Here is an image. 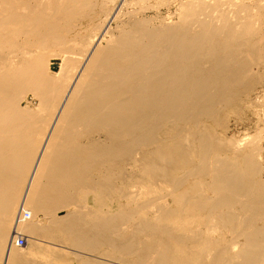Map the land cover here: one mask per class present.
I'll return each mask as SVG.
<instances>
[{
    "label": "bare ground",
    "instance_id": "1",
    "mask_svg": "<svg viewBox=\"0 0 264 264\" xmlns=\"http://www.w3.org/2000/svg\"><path fill=\"white\" fill-rule=\"evenodd\" d=\"M217 1L113 31L123 0H0V264H264L261 148L207 131L264 87V18Z\"/></svg>",
    "mask_w": 264,
    "mask_h": 264
},
{
    "label": "rangeland",
    "instance_id": "2",
    "mask_svg": "<svg viewBox=\"0 0 264 264\" xmlns=\"http://www.w3.org/2000/svg\"><path fill=\"white\" fill-rule=\"evenodd\" d=\"M94 0L96 3L94 9L91 7V10H88L89 12L92 11L91 13L87 14V10L82 12V15H87L83 17H78L74 22L72 20L71 26H75L76 29L79 28H90L94 27L100 20L103 18L101 16L104 15L103 10L105 9H110L114 3H116V0H113V2L110 0ZM191 1V2H190ZM212 1V0H210ZM218 2L217 0H215ZM237 2L243 1L245 5L247 6V12H250L249 17H254L257 18L258 16L260 18H264V1L263 0H234ZM103 2L105 3V6L111 4V6L106 8L101 7L102 4H99ZM112 2V3H110ZM122 2H119L121 5L120 6V15L110 23V28L112 30L116 29L115 26H122L125 25L129 20L134 19H146L148 20V24L151 26H161L164 24L168 23H173L178 20V15L180 8L184 5L190 4L192 5V2H195V0H123ZM98 3V4H97ZM109 3V4H108ZM222 3V2H218ZM100 6V7H98ZM104 6V7H105ZM123 6V7H122ZM100 8V9H99ZM221 8H225V5L223 4ZM248 8L252 11H248ZM94 10V11H93ZM258 10V11H257ZM100 11V12H99ZM102 11V12H101ZM125 12V13H124ZM259 12V13H258ZM98 15H97V14ZM252 13V15H251ZM257 13V14H256ZM129 14V15H128ZM132 14V15H131ZM81 15V16H82ZM92 15V16H91ZM255 15V16H254ZM97 16V17H96ZM126 16V17H124ZM130 16V17H128ZM89 17V18H88ZM250 17V18H251ZM87 18V19H86ZM259 18V21L261 20ZM122 19V20H121ZM128 19V20H127ZM78 20V21H77ZM88 20V21H87ZM98 20V21H97ZM127 20V21H126ZM124 23H123V22ZM126 21V22H125ZM83 22V23H82ZM88 22V23H87ZM120 22V23H118ZM257 22V20H256ZM116 23V24H115ZM122 23V24H121ZM87 24V26H86ZM92 24V26L90 25ZM95 24V25H94ZM159 24V25H158ZM252 24H254L252 22ZM259 24V23H258ZM84 25V26H82ZM94 25V26H93ZM257 26L256 24H254ZM264 25V24H263ZM261 25V26H263ZM74 27V28H75ZM113 30V31H114ZM101 45H104L103 42H101ZM264 51V50H263ZM263 54H260V68L258 71L259 75L263 77L262 79V85L264 84V52H261ZM60 60L54 59L51 61L50 65V70L51 71H56L58 67V63ZM219 114L220 116H222ZM225 119L221 121H217V123H212L209 124L207 127V131L212 134L213 138L215 140H230L234 142H239L242 143L243 141H253L254 143L256 142L257 145H259L261 157H260V164L261 166L264 167V87L260 86H255L244 98L243 102L240 105V108L236 110V112H226L225 114ZM263 149V150H262ZM87 205V206H85ZM85 210L88 209L91 205V203L88 201L85 203ZM88 207V208H87ZM103 210L105 208H102ZM62 214V213H59ZM16 215V213H15ZM14 219V218H13ZM14 221V220H13ZM12 227V225H11ZM23 237L25 238V244L22 247H16L14 244H12L13 251L18 252L19 254H24L23 257L25 258H32L36 257L33 256L30 252L35 248L36 244H40L46 247L54 248L55 250H59L63 252L64 254L67 255L68 259L67 260H73V252L71 249L67 248V246L59 247V246H54L53 244H50L51 242L48 240H41L38 241L35 238H30L28 235L21 233ZM31 242V243H30ZM16 250V251H15ZM27 252V253H26ZM72 254V255H71ZM85 256V254H83ZM97 255V254H96ZM87 258L93 257V256H86ZM49 258V257H47ZM51 258V257H50ZM71 260V262H72Z\"/></svg>",
    "mask_w": 264,
    "mask_h": 264
},
{
    "label": "built area",
    "instance_id": "3",
    "mask_svg": "<svg viewBox=\"0 0 264 264\" xmlns=\"http://www.w3.org/2000/svg\"><path fill=\"white\" fill-rule=\"evenodd\" d=\"M24 216H27V213L25 212ZM12 244H14L17 247H22L25 244V240L23 235L16 234L15 238L11 241Z\"/></svg>",
    "mask_w": 264,
    "mask_h": 264
}]
</instances>
